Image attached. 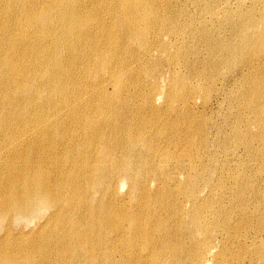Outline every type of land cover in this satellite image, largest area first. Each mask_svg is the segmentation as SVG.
<instances>
[{"label": "bare ground", "instance_id": "bare-ground-1", "mask_svg": "<svg viewBox=\"0 0 264 264\" xmlns=\"http://www.w3.org/2000/svg\"><path fill=\"white\" fill-rule=\"evenodd\" d=\"M0 264H264V0H0Z\"/></svg>", "mask_w": 264, "mask_h": 264}, {"label": "rangeland", "instance_id": "rangeland-1", "mask_svg": "<svg viewBox=\"0 0 264 264\" xmlns=\"http://www.w3.org/2000/svg\"><path fill=\"white\" fill-rule=\"evenodd\" d=\"M224 66H222L221 70L224 73H229L230 71H227ZM231 74V73H230ZM229 74V75H230ZM221 106V107H220ZM227 104L224 103V105L218 103L216 100H213L210 104H208L206 107H201L199 109H195V111L201 113L200 111L205 112L206 115H208L209 117H213V119L211 120L212 122H216L219 125H224L225 121H224V116L223 113L225 112V110H227ZM213 114V115H212ZM242 158V157H241ZM224 160L221 159V162L223 163Z\"/></svg>", "mask_w": 264, "mask_h": 264}]
</instances>
